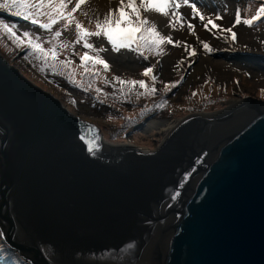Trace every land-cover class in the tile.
Wrapping results in <instances>:
<instances>
[{"label":"water","instance_id":"95a60500","mask_svg":"<svg viewBox=\"0 0 264 264\" xmlns=\"http://www.w3.org/2000/svg\"><path fill=\"white\" fill-rule=\"evenodd\" d=\"M0 235L28 264H264V99L108 138L0 52Z\"/></svg>","mask_w":264,"mask_h":264},{"label":"rangeland","instance_id":"374dc122","mask_svg":"<svg viewBox=\"0 0 264 264\" xmlns=\"http://www.w3.org/2000/svg\"><path fill=\"white\" fill-rule=\"evenodd\" d=\"M118 1L87 0L73 15L85 29L95 32L97 20L115 10ZM176 3L180 7L173 11L181 15L179 23L172 15L166 18L156 12L141 13L150 24L156 25L161 35L171 37L173 41L162 44L160 54L147 46L136 51L135 43L131 48H121L117 52L112 50L105 37H89L88 42L94 48L104 49L98 55L108 63L107 69L91 60L82 64L81 57L85 53L95 57L97 52L84 47V41L76 42L74 23L66 29V21L61 20L51 30H45L3 9H0V20L15 25L18 35L30 32L33 37H39L45 49L61 43L68 47H57L59 55L55 68L50 67L51 59L45 64L31 49L17 47L3 32H0V52L40 87L52 88L53 94H60L64 105L96 122L97 128H103L108 138L155 147L163 138L162 131L155 126L159 121L179 120L194 110L229 107L248 96L264 99V16L251 26L242 22L252 19L264 6V0H189L186 5L183 0H176ZM193 4L200 10L199 15L193 11ZM72 7L74 2L68 5V10ZM237 13L241 19L239 24L235 23ZM201 15L205 19L199 18ZM40 20L46 23L47 17L42 16ZM57 31L61 36L54 39ZM232 33H235V39ZM61 61L71 63L65 67ZM147 68L152 69L148 76L144 75ZM117 76L124 80L132 77L135 81H144L146 88L130 83L121 84L124 90L114 87ZM152 76L156 77L155 81ZM153 88L154 93L150 91ZM151 104L159 107L157 115H136L140 111L145 114L142 108ZM137 119H142L139 125H136ZM130 123L133 127H129ZM0 249L4 254L1 264H11V255L21 260L1 235Z\"/></svg>","mask_w":264,"mask_h":264},{"label":"snow or ice","instance_id":"6c2138e0","mask_svg":"<svg viewBox=\"0 0 264 264\" xmlns=\"http://www.w3.org/2000/svg\"><path fill=\"white\" fill-rule=\"evenodd\" d=\"M74 2V7L68 10V5ZM87 0H0V9L10 12L14 16L22 17L26 21H30L33 25H38L39 28L45 30H51L54 24L59 23L61 20L66 21L65 28L67 29L73 23L75 24L77 32V43L84 41V47L97 52V56H89L85 53L81 57L82 64H86L88 61H93L94 64H103L105 69L109 67L108 63L99 58V52L104 49H96L88 42V38L92 36L105 37L112 45L113 51H120L121 48H131L132 44H136V51H139L142 47L147 46L149 49H156L157 54L162 52L161 45L164 43L171 44L173 41L171 37L161 35L157 30L155 24H150V21L142 16L143 12H156L164 17H168L171 13L179 21L180 14L173 11L175 8L180 7L176 3V0H119L118 7L110 11L102 20L98 19L96 22V31L91 32L85 29L78 21H76L73 15L78 9L85 4ZM189 0H183L184 4H188ZM193 11L199 15V10L196 5H191ZM127 9V11H126ZM46 16L47 22H41L40 17ZM264 16V6L257 10L252 19H246L242 22L251 26L254 21L259 20ZM134 17V19H133ZM201 19L204 17L201 15ZM208 23H212L209 21ZM236 23H241L240 15H236ZM213 27L217 25L212 24ZM192 26L189 25V28ZM227 31L231 32V29ZM0 32L7 34L8 38L16 43L17 47H25L31 49V52L36 54L42 59L45 64H48L49 59L53 61L50 67L55 68V61L59 55L57 47L66 48L67 44L61 43L60 45H54L49 49H45L39 42V37H33L28 31H24L21 35L17 34L16 26L9 25L8 23L0 20ZM61 32L57 31L54 34V39L59 38ZM232 38L235 39V33H232ZM206 49L211 50L207 44L204 45ZM194 54V53H193ZM71 61H61L65 67H67ZM88 68L85 67V72ZM152 73L151 68H147L144 75L148 76ZM119 80V77H117ZM153 81L156 80L155 76H152ZM71 82L75 83L74 80ZM121 84L126 83L123 80H119ZM131 85L139 84L141 87L146 88L144 81H128ZM167 87V86H166ZM175 87V84L172 85ZM151 92H155V89H151Z\"/></svg>","mask_w":264,"mask_h":264},{"label":"trees","instance_id":"16d2710c","mask_svg":"<svg viewBox=\"0 0 264 264\" xmlns=\"http://www.w3.org/2000/svg\"><path fill=\"white\" fill-rule=\"evenodd\" d=\"M64 78H65V76H63ZM118 77V76H117ZM119 80H123V81H125L126 83L128 82V81H131V80H134L132 77H129V79L128 80H124V79H122V78H120L119 77ZM119 80H114V83L116 84V86H114V87H119L120 89H122V90H124L123 89V87H122V85H121V83L119 82ZM114 85V84H113ZM96 100L100 103L101 102V100H99L98 98H96ZM102 103V102H101ZM112 107V106H111ZM158 109H159V107L157 106H155L154 104H151V105H144V107L142 108V110L143 111H145V114H142L141 113V111L140 112H138L136 115H138V116H140V117H145V116H148V115H152V114H155V115H157L159 112H158ZM135 115V116H136ZM138 120V119H137ZM142 120V119H141ZM141 120H138L137 121V124H136V122H135V124L136 125H139V123H140V121ZM134 121H136V120H134ZM133 121V122H134ZM129 127H133L132 126V123H130V125H129ZM1 252V251H0ZM4 255V254H3ZM11 264H23L22 263V261L21 260H19V259H17L14 255H11ZM24 264H27L26 262H24Z\"/></svg>","mask_w":264,"mask_h":264},{"label":"bare ground","instance_id":"6f19581e","mask_svg":"<svg viewBox=\"0 0 264 264\" xmlns=\"http://www.w3.org/2000/svg\"><path fill=\"white\" fill-rule=\"evenodd\" d=\"M97 1V0H96ZM102 2V1H101ZM116 2V1H115ZM119 2V1H118ZM96 4H97V2H96ZM100 4V3H99ZM117 4V3H116ZM115 4V5H116ZM102 5V4H101ZM184 5H186V4H184ZM86 6H88V5H86ZM90 6V5H89ZM100 6V5H99ZM104 6H105V4H104ZM183 6V5H182ZM91 7V6H90ZM107 7V6H106ZM92 8V7H91ZM100 8V7H99ZM110 8V7H109ZM104 9V8H103ZM106 9V8H105ZM108 9V8H107ZM177 9H179V8H177ZM98 10V9H97ZM111 10V9H110ZM192 10V9H191ZM199 12H200V10H199ZM105 14V13H104ZM157 14V13H156ZM196 14V13H195ZM159 15V14H158ZM171 15V14H170ZM206 15V14H205ZM181 16V15H180ZM203 16V15H202ZM199 17V16H198ZM216 17V16H215ZM167 18V17H166ZM169 18H170V16H169ZM200 18V17H199ZM212 18V17H211ZM232 18V17H231ZM205 19V18H204ZM172 21V20H171ZM177 23V22H176ZM179 23V22H178ZM236 23V22H235ZM236 25V24H235ZM163 26V25H162ZM229 26V25H228ZM230 28V27H229ZM197 29V28H196ZM223 31V30H222ZM232 31V30H231ZM240 33V32H239ZM241 37V36H240ZM244 38V37H243ZM242 40V39H241ZM240 40V41H241ZM231 101H233V100H231ZM241 101V100H240ZM234 102H236L235 100H234ZM233 102V103H234ZM232 103V102H231ZM230 103V104H231ZM232 106V105H231ZM231 106H229V107H231ZM174 119V118H173ZM171 120V119H170ZM181 120V118L178 120V119H175V120H173L172 122H169V121H167V123H163L164 121H159V122H157V124L155 125V126H158V128L160 129V131H162L161 132V134H162V137L164 138L165 136H166V134L167 133H169L170 131H171V129L179 122ZM153 122V121H152ZM147 125V124H146ZM151 126V125H150ZM145 128V127H144ZM155 129V128H154ZM158 130V129H157ZM162 138V139H163ZM161 139V140H162Z\"/></svg>","mask_w":264,"mask_h":264}]
</instances>
